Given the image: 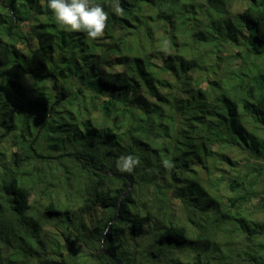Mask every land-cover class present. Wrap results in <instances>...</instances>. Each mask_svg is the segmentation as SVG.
Listing matches in <instances>:
<instances>
[{
    "label": "trees",
    "instance_id": "1",
    "mask_svg": "<svg viewBox=\"0 0 264 264\" xmlns=\"http://www.w3.org/2000/svg\"><path fill=\"white\" fill-rule=\"evenodd\" d=\"M92 2L0 0V264H264V0Z\"/></svg>",
    "mask_w": 264,
    "mask_h": 264
},
{
    "label": "clouds",
    "instance_id": "2",
    "mask_svg": "<svg viewBox=\"0 0 264 264\" xmlns=\"http://www.w3.org/2000/svg\"><path fill=\"white\" fill-rule=\"evenodd\" d=\"M47 7L53 13L57 25L67 32L85 33L93 41L105 35L109 13L92 0H47ZM113 8L117 15H123L124 9L119 0H116ZM162 163L166 168L173 167L168 159H164ZM140 164L139 157L121 156L117 161V168L131 174Z\"/></svg>",
    "mask_w": 264,
    "mask_h": 264
},
{
    "label": "rangeland",
    "instance_id": "3",
    "mask_svg": "<svg viewBox=\"0 0 264 264\" xmlns=\"http://www.w3.org/2000/svg\"><path fill=\"white\" fill-rule=\"evenodd\" d=\"M241 7H242V5H235L234 6V8H233V11H238V10H241ZM33 83H34V80L33 79H30V78H27V79H23L22 80V84H24V86H26V87H30L31 85H33ZM23 119L22 118H19V120H17V122H16V125L19 127V129L18 130H20L21 128H22V125H23ZM42 125V124H41ZM28 126H30V127H33V133H35V131L37 130L36 129V124H29L28 123ZM35 128V129H34ZM37 133H35L36 135H34L33 133V135L35 136V138H36V136L38 135V133H39V131H36ZM34 138V139H35ZM34 139H33V141H34ZM32 141V142H33ZM68 161H70V160H68ZM242 162V161H241ZM51 164L53 165V166H55V165H58L59 163L57 162V161H54V162H51ZM241 165H242V163H241ZM202 176H204V173L202 174ZM63 190L65 191V192H70L69 193V195H71L76 189H77V184L75 183L74 185H72V186H70V185H66V184H64L63 185ZM176 202V201H175ZM99 214H100V211H98L97 212V216H99ZM92 217H94L91 213L88 215V217L87 218H89V219H91ZM52 230H54L53 228H52V226L51 225H47L46 227H44V229L42 230L43 231V233H44V231L45 232H50V231H52ZM45 236V234H43V237Z\"/></svg>",
    "mask_w": 264,
    "mask_h": 264
},
{
    "label": "water",
    "instance_id": "4",
    "mask_svg": "<svg viewBox=\"0 0 264 264\" xmlns=\"http://www.w3.org/2000/svg\"><path fill=\"white\" fill-rule=\"evenodd\" d=\"M48 117H49V116H47V118H48ZM45 121H46V119H45ZM45 121L42 123V125H41V127H40V129H39V133L41 132V129L43 128V126H44V124H45ZM39 133H38V134H39ZM99 172H100L101 174H103V175L113 176V177L118 178V179H125V180H127V181L129 182V187H128L127 192H129V190H130L131 187H132V178H130V177L124 175V174L110 173V172H107V171H99ZM127 192H126V193H127ZM104 253H105V252H104ZM109 258L111 259V261H113L114 264H123V261H122L121 259H119V258H117V257H115V256H113V255H110Z\"/></svg>",
    "mask_w": 264,
    "mask_h": 264
}]
</instances>
